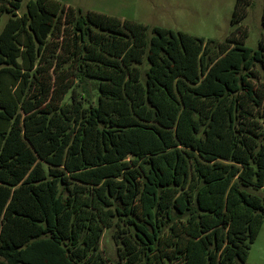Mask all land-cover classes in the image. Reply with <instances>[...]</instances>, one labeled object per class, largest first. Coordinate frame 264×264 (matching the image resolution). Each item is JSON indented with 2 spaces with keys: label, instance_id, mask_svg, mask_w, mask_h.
I'll use <instances>...</instances> for the list:
<instances>
[{
  "label": "trees",
  "instance_id": "16d2710c",
  "mask_svg": "<svg viewBox=\"0 0 264 264\" xmlns=\"http://www.w3.org/2000/svg\"><path fill=\"white\" fill-rule=\"evenodd\" d=\"M26 1V2H25ZM0 0V264H246L264 222V40ZM264 26V9L262 14Z\"/></svg>",
  "mask_w": 264,
  "mask_h": 264
},
{
  "label": "rangeland",
  "instance_id": "374dc122",
  "mask_svg": "<svg viewBox=\"0 0 264 264\" xmlns=\"http://www.w3.org/2000/svg\"><path fill=\"white\" fill-rule=\"evenodd\" d=\"M66 7L81 9L84 13L95 12L145 25L185 33L203 39L205 43L224 42L233 30L231 24L236 0H57ZM26 2V1H25ZM264 0H251L247 14L240 23L247 28L246 46L258 50L264 40L262 14ZM7 16L2 18L0 30ZM248 191L262 197L263 191ZM114 229H105L100 249L110 264H118L117 249L113 238ZM246 264H264V222L251 246Z\"/></svg>",
  "mask_w": 264,
  "mask_h": 264
}]
</instances>
